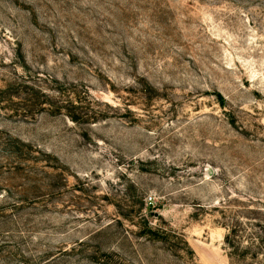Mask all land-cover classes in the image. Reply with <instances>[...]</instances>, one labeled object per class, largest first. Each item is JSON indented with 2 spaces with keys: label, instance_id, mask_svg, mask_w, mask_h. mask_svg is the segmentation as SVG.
<instances>
[{
  "label": "rangeland",
  "instance_id": "1",
  "mask_svg": "<svg viewBox=\"0 0 264 264\" xmlns=\"http://www.w3.org/2000/svg\"><path fill=\"white\" fill-rule=\"evenodd\" d=\"M232 225L264 239V0H0V264H230Z\"/></svg>",
  "mask_w": 264,
  "mask_h": 264
},
{
  "label": "trees",
  "instance_id": "2",
  "mask_svg": "<svg viewBox=\"0 0 264 264\" xmlns=\"http://www.w3.org/2000/svg\"><path fill=\"white\" fill-rule=\"evenodd\" d=\"M142 220L143 225L141 230H143V234H148L151 237L155 238V240L163 241L164 243L170 242V236L167 233H164V231L160 229L149 227L148 223L145 222L144 219ZM128 222H132V220H128ZM237 229L238 227H236V225L228 227L227 233L224 236V247L230 264H244L249 259V254H251L252 247L254 246V240L256 243H258V245L256 246V250L253 252V255L258 254L261 245L264 244V239L260 237L261 235L256 236L253 241L251 239L247 240L246 236L242 235ZM262 234H264V230H262ZM180 242L183 244V247L185 248V250H187L190 256H192L193 251L192 249H190L187 242L183 240V238H180Z\"/></svg>",
  "mask_w": 264,
  "mask_h": 264
}]
</instances>
